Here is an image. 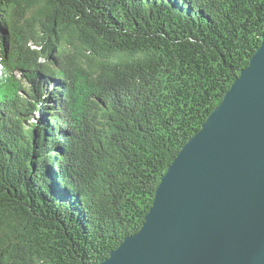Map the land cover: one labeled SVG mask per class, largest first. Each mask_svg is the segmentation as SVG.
Masks as SVG:
<instances>
[{"label":"trees","instance_id":"trees-1","mask_svg":"<svg viewBox=\"0 0 264 264\" xmlns=\"http://www.w3.org/2000/svg\"><path fill=\"white\" fill-rule=\"evenodd\" d=\"M263 34L264 0H0V264L136 233Z\"/></svg>","mask_w":264,"mask_h":264},{"label":"water","instance_id":"water-1","mask_svg":"<svg viewBox=\"0 0 264 264\" xmlns=\"http://www.w3.org/2000/svg\"><path fill=\"white\" fill-rule=\"evenodd\" d=\"M97 264H264V34L161 176L141 228Z\"/></svg>","mask_w":264,"mask_h":264},{"label":"bare ground","instance_id":"bare-ground-1","mask_svg":"<svg viewBox=\"0 0 264 264\" xmlns=\"http://www.w3.org/2000/svg\"><path fill=\"white\" fill-rule=\"evenodd\" d=\"M178 12H179V11H178ZM150 47H151V46H150ZM254 52H255V51H254ZM252 53H253V52H252ZM6 59H7V58H6ZM239 73H240V72H239ZM19 81H20V80H19ZM41 140H42V139H41ZM40 179H41V178H40ZM26 237H27V236H26ZM21 238H22V237H21ZM18 239H20V238H18ZM21 240H22V239H21ZM107 256H108V255H107ZM107 256H106V257H107Z\"/></svg>","mask_w":264,"mask_h":264},{"label":"rangeland","instance_id":"rangeland-1","mask_svg":"<svg viewBox=\"0 0 264 264\" xmlns=\"http://www.w3.org/2000/svg\"><path fill=\"white\" fill-rule=\"evenodd\" d=\"M38 114V113H37ZM37 114H36V117H37Z\"/></svg>","mask_w":264,"mask_h":264}]
</instances>
